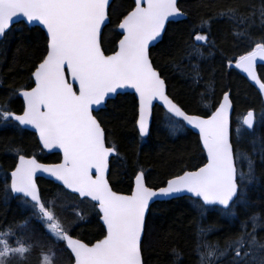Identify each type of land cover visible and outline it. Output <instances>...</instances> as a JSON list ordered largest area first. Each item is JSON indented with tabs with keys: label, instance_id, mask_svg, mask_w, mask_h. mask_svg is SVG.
Returning <instances> with one entry per match:
<instances>
[{
	"label": "snow or ice",
	"instance_id": "1",
	"mask_svg": "<svg viewBox=\"0 0 264 264\" xmlns=\"http://www.w3.org/2000/svg\"><path fill=\"white\" fill-rule=\"evenodd\" d=\"M113 0H0V38L17 19L37 25L46 33V47L31 72L28 88L14 89L0 105V122L14 121L21 128L35 130L41 150H59V163H41L35 155L26 157L14 149L18 162L10 173L6 191L23 198L32 209L31 216L39 221L50 242H61L70 253L71 264H145L143 238L150 203L161 198H183L187 194L203 216L219 206L225 215H235L232 206L243 196L241 185L247 178L253 182V161L248 160V173L238 167L239 153L234 148L230 130L232 101L224 92L210 115L190 114L166 91V82L154 66L150 46L162 36L169 22L185 15L178 0H134V6L121 14L116 27L119 36L112 54L104 50V29L111 23ZM243 5L229 6L219 12L221 19L239 29L235 36L250 37L251 29L264 28V6L245 11ZM211 26V18L201 28ZM191 35V34H190ZM208 35L197 32L189 57L204 56ZM257 61H264V38L240 55L234 67L245 73L264 95V80L257 74ZM231 66V61L229 62ZM196 73L198 66L193 65ZM132 90L135 94L136 126L141 138L149 134L154 102H158L171 118L198 132V143L206 162L194 170H186L158 189L146 183L145 173H135L129 194L117 193L110 186L107 174L111 158H118L115 145L109 146L106 130L95 114L110 99ZM12 96L23 98L22 112L9 110ZM255 115L248 111L237 128L239 137L244 128H254ZM44 174L62 185L81 202L88 200L102 221L103 238L89 244L74 238L54 213L55 200L44 201L36 183L37 174ZM79 220L84 216L77 211ZM235 240L219 244L197 241L198 264H221L232 255L230 264H256L257 252H264V243L255 235L259 214L248 218ZM29 221L19 225L26 228ZM211 229H199V235ZM15 237L12 242L10 238ZM12 227L0 230V264L13 259L23 261L32 248ZM42 247V245H40ZM174 255L180 256L175 249ZM54 255V253H53ZM251 257V261H249ZM41 264H54L52 256L42 254ZM264 264V258L259 260Z\"/></svg>",
	"mask_w": 264,
	"mask_h": 264
},
{
	"label": "trees",
	"instance_id": "2",
	"mask_svg": "<svg viewBox=\"0 0 264 264\" xmlns=\"http://www.w3.org/2000/svg\"><path fill=\"white\" fill-rule=\"evenodd\" d=\"M238 4L245 6V11H250L253 7L264 6V0H179L178 6L186 19L168 23L162 40L150 51L154 66L165 79L167 93L188 113L209 115L221 95L229 92L233 105L231 138L239 153L238 167L247 174L248 160H252L253 182L249 185L245 178L241 185L243 196L232 206L234 216L225 215L218 208H210L202 216L194 207L193 199L187 197L152 204L146 217L142 245L145 264H198L195 251L198 240L201 244L218 243L223 249L225 241L238 238L245 221H248L246 231H252V222L248 218L257 213L260 216L257 223L261 226L255 235L264 243V101L255 87L229 64L264 38V28L260 27L257 19L256 26L250 30V37L233 35L239 29L221 19L219 12ZM132 6V0H113L111 23L104 29L106 54L114 50L119 37L115 30L118 18H122L121 14H126ZM209 18L210 28L204 26L202 29L203 21ZM197 32L209 37L204 46V56L189 57V46L196 43L194 35ZM45 44L46 39L38 28L28 30L23 23L15 25L7 33L0 44L3 81L0 98L6 99L9 92L27 82L30 70L44 53ZM193 65L198 66V78ZM257 71L264 80V65L258 66ZM13 105L18 107L19 101L15 100ZM248 110H253L256 115L255 126L249 132L243 129L238 137L239 119ZM96 115L106 130L108 145H115L119 152L118 158H111L108 174L109 183L116 192L128 194L135 173L139 171L145 173L150 187L158 188L166 180L193 170L205 161L197 136L182 125H179L181 131L175 132L169 124V116L158 106L153 108L149 135L142 140L135 128V99L131 94L109 100ZM14 149H19L25 156L35 155L42 163H56L60 159L58 154L43 152L34 134L23 131L17 135L6 129L0 132V167L5 173L13 166ZM3 171L0 172V230L12 227L23 239L39 235L50 241L31 212L23 210L22 205L14 200L9 202L5 199L3 188L7 195L8 190ZM36 182L44 201L55 200L54 213L73 237L90 244L103 236V228L91 202H81L65 190L61 192L62 188L51 181L37 179ZM77 211L84 220L78 219ZM25 220L29 221L28 226L19 227ZM200 228H210L211 231L199 235ZM10 240L14 242L15 237ZM48 241L42 244L45 248L41 252L47 254L51 249L55 254L54 264H71L70 254L62 243ZM173 249L180 253L179 257L174 255ZM257 253L264 258V252ZM233 254L230 252L221 264H230Z\"/></svg>",
	"mask_w": 264,
	"mask_h": 264
},
{
	"label": "flooded vegetation",
	"instance_id": "3",
	"mask_svg": "<svg viewBox=\"0 0 264 264\" xmlns=\"http://www.w3.org/2000/svg\"><path fill=\"white\" fill-rule=\"evenodd\" d=\"M25 27L29 30V29H32V28H36V27H28L25 25ZM40 30V29H39ZM41 31V30H40ZM42 32V31H41ZM43 33V32H42ZM44 35V33H43ZM45 39H46V36L44 35ZM2 43V41H0V44ZM46 45V44H45ZM1 56V54H0ZM1 57H0V90L3 88V81H2V76H1ZM37 63V62H36ZM34 70V66L33 68L30 70L29 72V75H28V79H27V82L22 84V86H19L18 88H28L31 84V80H30V75H31V72ZM16 88V89H18ZM13 91L9 92L6 99L4 98H0V105H2L5 101H7L9 95L12 93ZM15 100H18L19 101V106L18 107H14L13 103ZM22 106H23V102H22V99L18 96H12L11 97V100L8 104V107H9V110H11L12 112H15L17 114L21 113L22 112ZM12 130L13 132H15L17 135L21 134L23 131H27V130H23L21 129L14 121H8V122H0V132H3L4 130ZM29 132V131H27ZM13 158H14V163H13V166L11 168H7L6 170V173L5 171H3V169L0 167V172H4V175L7 179V184H9V172L14 168V165H15V162H16V159H17V155H12ZM3 192H4V196L6 197L5 199H7L9 202L14 200L15 202H20V201H23V198H20V199H17L16 197H13L10 193V190H8V195L5 193V189L3 188Z\"/></svg>",
	"mask_w": 264,
	"mask_h": 264
},
{
	"label": "water",
	"instance_id": "4",
	"mask_svg": "<svg viewBox=\"0 0 264 264\" xmlns=\"http://www.w3.org/2000/svg\"><path fill=\"white\" fill-rule=\"evenodd\" d=\"M133 1V6H134V0H132ZM179 1V0H178ZM186 17H185V15L184 16H182V17H177V18H175L174 20H172L171 22H169V23H172V22H179V21H182V20H184ZM20 22V20L19 19H17V20H15L14 22H13V24H12V26L14 25V24H16V23H19ZM25 24H26V22H24ZM27 25V24H26ZM11 26V27H12ZM28 26H30V27H38V28H40L41 30H42V28L40 27V26H37V25H28ZM167 27V26H166ZM43 31V30H42ZM44 32V31H43ZM117 32L119 33V29L117 28ZM45 33V32H44ZM165 33V32H164ZM164 33L162 34V36L158 39V41L157 42H155L154 43V45L153 46H150V49L152 48V47H154L156 44H158L160 41H161V39L163 38V35H164ZM46 34V33H45ZM3 38V37H2ZM2 38H0V40L2 39ZM120 38H122V37H120ZM119 38V39H120ZM118 44V42L116 43V45ZM115 49H116V47H115ZM108 54H112V53H108ZM235 64V63H234ZM259 64H264V61H257V65H259ZM233 67H234V65H233ZM235 68V67H234ZM236 69V68H235ZM237 71H239V69H236ZM240 72V71H239ZM242 75H244L246 78H247V76H246V74L245 73H242V72H240ZM248 79V78H247ZM249 80V79H248ZM250 81V80H249ZM255 87H256V89L259 91V89H258V86H256L252 81H250ZM166 91H167V88H166ZM227 92V91H226ZM229 93V92H228ZM126 94H132L133 95V97H134V99H135V94H134V92H132V90H126ZM123 95V94H122ZM118 96V95H117ZM222 96H223V94H222ZM222 96H221V99H222ZM262 97H263V99H264V95H261ZM116 97V96H115ZM114 97V98H115ZM22 98V97H21ZM113 98V99H114ZM220 99V100H221ZM22 100H23V98H22ZM110 100H112V99H110ZM155 106H159V104H158V102H154V107ZM153 107V108H154ZM159 107H161L162 108V106H159ZM104 108V107H103ZM102 108V109H103ZM250 111V110H249ZM252 111V110H251ZM248 112V111H247ZM247 112L244 114V116H246V114H247ZM231 114H232V109H231V112H230V119H231ZM136 116H137V113H136ZM243 116V117H244ZM242 117V118H243ZM135 121H136V119H135ZM150 126H151V120H150ZM185 126V125H184ZM187 129H189L192 133H194L197 137H198V132H196V130H192V129H190V127L189 126H185ZM135 128H136V130H137V133H138V135H139V132H138V128H137V126H136V122H135ZM24 129H26V130H29V131H31V132H33L34 134H35V130L34 129H31V128H24ZM246 129V128H245ZM149 130H150V127H149ZM230 130H231V125H230ZM246 130H248V129H246ZM248 131H250V130H248ZM149 135V134H148ZM148 135L147 136H145V137H143L142 139H146L147 137H148ZM36 136V135H35ZM140 137V136H139ZM141 138V137H140ZM36 139H37V141H38V137L36 136ZM38 144H39V141H38ZM40 146V145H39ZM201 146V145H200ZM41 148H42V146H40ZM201 148H202V146H201ZM44 151H46V152H48L47 150H44ZM48 153H58L59 155H60V160H59V162L61 161V159H62V155L59 153V150H57V149H54L53 151H51V152H48ZM18 162V158H17V161H16V163ZM59 162H57V163H59ZM205 162H206V156H205ZM11 173V172H10ZM109 173V172H108ZM183 174V173H182ZM107 177H108V174H107ZM37 178H42V179H46V180H49V181H51V182H53V183H55V184H57V185H59V183L58 182H56V181H54L52 178H50V177H46L44 174H37V177H36V179ZM10 180H11V177H10ZM167 182V181H166ZM166 182H165V184L163 185V186H166ZM133 183H134V179H133ZM9 184H10V182H9ZM38 186V185H37ZM61 187H62V185H60ZM132 186H133V184H132ZM162 187V186H161ZM158 188H160V187H158ZM158 188H156V189H158ZM67 191V190H66ZM130 193V192H129ZM128 193V194H129ZM122 194V193H121ZM13 196H15V195H13ZM183 197H188V195L187 194H184L183 195ZM189 198V197H188ZM173 199H176V198H173ZM192 199H195V198H192ZM170 200H172V199H168V198H161V199H159V200H156V201H154V202H152V203H150V206L152 205V204H154V203H156V202H165V201H170ZM214 207H219V206H214ZM150 208V207H149ZM148 214V213H147ZM98 221H99V219H98ZM99 223L102 225V221H99ZM103 238V237H102ZM102 238H100V239H102ZM96 241H94V242H92V243H95ZM91 243V244H92ZM68 251V250H67ZM69 252V251H68Z\"/></svg>",
	"mask_w": 264,
	"mask_h": 264
},
{
	"label": "rangeland",
	"instance_id": "5",
	"mask_svg": "<svg viewBox=\"0 0 264 264\" xmlns=\"http://www.w3.org/2000/svg\"><path fill=\"white\" fill-rule=\"evenodd\" d=\"M169 124L174 129V131L176 130L175 132L181 131V128L179 127V124H177L175 121L172 122V121L169 120ZM23 210L27 211L25 208H23ZM29 230H30V228H29ZM29 238H30L29 240L28 239L27 240L24 239L25 242L32 243L34 245L36 244L37 241L40 242V245L45 244L44 241H48V240H45L44 238L42 239V237H40L39 235H32ZM48 242H50V241H48ZM40 245L34 246L32 248V250H31V252L27 255L25 260L19 261V260L13 259V260H11L9 262V264H41L42 254H44V252H41V250L44 249L45 246L42 245V247H41ZM47 254L51 255L52 259L55 256V254L53 255V252L51 251V249L47 251Z\"/></svg>",
	"mask_w": 264,
	"mask_h": 264
},
{
	"label": "bare ground",
	"instance_id": "6",
	"mask_svg": "<svg viewBox=\"0 0 264 264\" xmlns=\"http://www.w3.org/2000/svg\"><path fill=\"white\" fill-rule=\"evenodd\" d=\"M230 68L232 69H235L234 67L230 66ZM236 70V69H235ZM237 71V70H236ZM239 74H241L239 71H237ZM242 75V74H241ZM164 126V125H163ZM180 127V126H179ZM4 191V190H3ZM256 258H257V261H256V264H259V260L263 258V256L259 253L256 254Z\"/></svg>",
	"mask_w": 264,
	"mask_h": 264
}]
</instances>
